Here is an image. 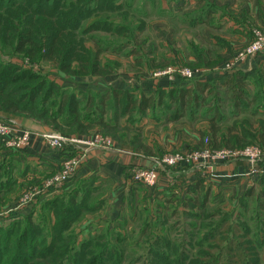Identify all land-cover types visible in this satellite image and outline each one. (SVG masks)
Listing matches in <instances>:
<instances>
[{"label":"trees","instance_id":"1","mask_svg":"<svg viewBox=\"0 0 264 264\" xmlns=\"http://www.w3.org/2000/svg\"><path fill=\"white\" fill-rule=\"evenodd\" d=\"M120 1L76 0L71 3L76 12L67 16L58 11L59 7H66L65 0H0V51L11 56L10 58L21 56L34 62L45 60L55 63L60 72L80 79L113 75L114 64L110 62L103 67L100 57L109 51L114 52L113 46H116L118 51L132 48L131 54H134L138 45L137 36L131 37L134 29L127 24L119 27L121 43L102 46L101 41L94 38V49L84 57L81 41L78 39L81 31L76 34L79 26L73 24L79 22L78 19L82 16L84 19L93 18L105 12L110 3L115 6V10H122L123 7H116V2ZM147 1L149 0H145V3H148ZM223 11L226 13L224 9ZM217 12L215 5L207 4L198 13L205 15L203 20L193 19L192 15L189 16L190 20L185 21L203 30L205 24L198 25L195 21L212 26L210 17ZM218 44L224 47L220 39ZM203 50L201 53L197 50V61L194 65L212 68L216 57L211 50L207 49L206 53ZM205 55L210 59L209 62L202 59ZM141 71L143 69L140 70V73H143ZM244 75L230 76L225 80L224 86L219 84V87L215 81H196L192 87L173 88L169 91L158 89L150 95L145 92L136 94L134 89L111 88L102 92L81 90L82 96H78L72 90L59 87L41 73L0 59V114L7 120L22 117L34 119L63 136H81L90 133L94 128L112 134L121 126L128 132H123L121 136L112 134L115 142L135 152L149 154L151 149L147 142H142L138 135L133 134L138 128L136 124L148 117H152L156 122H163L165 115L169 120L170 117H175V122L183 117H188L193 122L197 120L201 109L207 107L208 114H215L205 118L209 122L208 128L198 131L201 138L199 147L233 149L245 147L250 141L244 142L233 129L220 125L224 118L223 108L220 106L221 96L231 92L234 98L235 95L240 93V96L242 92H246L241 78ZM208 96L212 98L208 99ZM123 120H126L127 124H124ZM67 150L71 151V154L75 153L72 148ZM14 180L16 181L15 171L9 165L0 163V209L9 199ZM94 183V180L82 182L72 191L46 199L41 202L39 209L0 229V264H132L129 263L132 260L128 254L129 250L123 245L129 240L127 237L116 233L108 235L102 231L98 235L90 231L87 237H81L76 232V227L85 223L89 215L99 212L104 203L100 200L98 202V199L94 203V198L91 200V196L100 192ZM203 183L199 181L178 198L179 205L188 210L180 212L173 209L169 215L174 218L179 214H188L186 216L190 221L187 224L191 227L187 229L185 224L186 230L181 236L183 239H174V242L169 237L158 239L156 233L149 239L147 234L150 227L161 229L160 226L163 223L165 226L168 222L156 221L157 217L161 218L163 214L160 208L155 210L153 220L148 217L145 219L147 225H143L141 238L136 241L139 245L144 242L143 238H148L149 241L146 245L148 255L142 264L260 263L259 257L252 256L261 255L260 252L251 251L248 245L251 242L256 249L258 236L252 235L253 231L249 228L242 229L233 224L231 220L234 213L215 212L206 215L211 204L210 189H206ZM243 200H247V197ZM244 206L241 205L242 208ZM263 206L264 203H260L258 214L262 226L256 224L258 229L256 228L255 234L264 232ZM237 215L239 219L246 218L241 212ZM193 229L199 239L196 244Z\"/></svg>","mask_w":264,"mask_h":264},{"label":"crops","instance_id":"2","mask_svg":"<svg viewBox=\"0 0 264 264\" xmlns=\"http://www.w3.org/2000/svg\"><path fill=\"white\" fill-rule=\"evenodd\" d=\"M169 2L184 5V10L182 11L181 9V16L187 21L190 20L189 16L192 15H194L193 19L203 20L205 15L198 13L207 4L215 5L218 8V12L210 17L212 26L195 21V24L198 25L205 24L203 25L205 26L203 30H206L207 33L204 34L203 32L202 34L205 38L204 41L219 50L216 53L218 55L215 56L216 63L212 68L195 65L194 68L199 71L195 79L200 82L215 81L223 85L228 77L245 74L244 77H241L245 85L244 90L247 85L246 79L251 77L259 78L264 84V78L259 75V72L264 74V54L246 62L237 63L233 72L221 76L224 68L234 60L235 55L252 41L254 31L261 30L264 32V0H170ZM223 9L226 13H224ZM219 39L224 44V47L218 44ZM196 53L197 50H195V54L189 52V55L185 50V57L182 58L188 60L189 64H194L192 62L197 61ZM202 59L205 62L210 60L206 55ZM215 70H218V73H215ZM123 75V78L120 75H112L98 79L97 89L94 88L92 90L102 92L111 88L121 90L134 89L137 91L136 94L145 92L150 95L154 94L158 89L169 91L173 88L184 87V81H186L172 78L168 75L155 76L153 74L144 75L143 77L141 75L136 77L135 74ZM91 81L94 82L95 79ZM101 81H104V84L107 85L101 84ZM228 93L232 97L231 92ZM242 93L240 96L239 93L238 96L232 97L233 105H235L233 108L237 113H241L248 104V100H251L246 92ZM211 98V96L210 98L208 96V99ZM165 116L163 122L160 121V124L170 123L166 130L160 129L154 123V120H149L145 124L147 126L145 130L149 132L150 136V141H147V145L151 149L149 154L135 152L133 149L123 147L119 142H115V147L111 149L92 150L86 163L62 189L51 191L44 197L49 199L56 195L67 193L82 182L94 180L95 187L103 190V196L99 197V200L103 201V204H111L105 215L102 212V204L99 210L101 218L105 221L108 219L120 220V222L124 219H130L134 223L138 222L139 219L145 220L147 217L153 220L155 210L159 208L161 212L164 209L166 212H171L173 209H178L180 212L188 210L185 206L179 205L178 198L199 181H203L205 188L210 189V202L222 197L231 200V204H227L229 206L226 205L224 208L226 213L237 215L241 211L244 214L241 205H245L248 201H254L255 203V200H259L261 204L264 203V161L257 165L259 171L256 173L250 172L251 167L245 161L184 163L183 166L177 169L166 166L158 167L156 161L164 151L187 152L199 149L201 142L198 134L199 130H192L186 124L185 120L189 122L188 117H183L175 122V117H170L171 120H169ZM18 130L30 129L20 126L17 132H19ZM31 132L30 145L23 150L5 147L0 141V163L9 165L15 171V176L20 180V184L25 183L27 179L44 180L50 177L60 170L66 154H71V151L64 153L51 148L43 140L41 134L51 132H39L36 130ZM132 166L151 169H157L158 167L160 180L157 187L150 189L133 182L128 171ZM16 171H18L17 174ZM200 192L201 189H199ZM197 194L196 192L195 195ZM246 197L247 200H243ZM260 203L258 207L256 206L255 212L257 214L260 211ZM246 209L248 210V208ZM147 213L152 214L146 215ZM255 235L258 237L262 236L261 239L264 240L262 234L256 233Z\"/></svg>","mask_w":264,"mask_h":264},{"label":"rangeland","instance_id":"3","mask_svg":"<svg viewBox=\"0 0 264 264\" xmlns=\"http://www.w3.org/2000/svg\"><path fill=\"white\" fill-rule=\"evenodd\" d=\"M169 1L170 0H149L147 1L148 3H145V0H121L118 3L116 2V7H123L122 10H115V6L111 5L112 3H110L106 6L107 10H105V12L101 14H98L96 17H88L84 19V17L82 16L78 19L79 22L73 25L79 26V30L75 32L76 34L81 31V35L79 33L78 39L81 41V47L84 57H87L88 52H92V50L94 49V38H98L101 41L102 46L106 44L108 45V43H121L122 39L119 37L121 33L119 27L126 24L130 25L131 28L134 29V34L131 37H133L134 35L137 36L138 45L136 46L135 50H138L140 52L137 53L135 51L134 54H131V51H133L132 48L122 49L121 51H118L116 46H113L115 49L114 52L109 51L102 54V56L100 57V63L103 67L108 65V63L110 62L114 64L115 70L112 72L113 75H120V77L123 78V74H135L136 77H138V75H141L143 77L144 75H153L155 73L167 70H175L183 67L196 69L194 68V64H191V67L189 65V61L182 58L185 57V50L187 51V54H189V52L195 54V50H199L201 53V50L205 49L203 51L204 53H206V50L208 49L211 50L213 55H218L216 54L219 51L217 48H214L209 44H205L202 34L203 32L204 34H206V30H202L201 27L195 28L194 24H190L182 18L181 13L184 10V5H179L177 3L174 4ZM73 2H76V0H65V3L67 4L66 7H59L58 11L62 15H73L76 12V9L73 7V5H71V3ZM81 15H83V13ZM257 31L261 30L254 31L252 41L255 39ZM10 57L11 56L5 55L0 51L1 60L11 61L25 69H31L34 72L41 73L42 75L48 77L50 80L58 84L59 87L69 91L72 90L77 93L78 96H82V92H80L81 90L96 88V85H98V79H103L99 77H84L82 81V79H80L79 77H73L66 73L60 72L55 63L47 62L45 60L34 62L27 57L25 58L21 56L13 58ZM142 69L143 71L141 72L143 73H140V70ZM217 71L218 70H215V73H218ZM223 72L221 76H225L226 74L231 73ZM259 75L264 78V74L262 72H259ZM93 79H95L94 82L91 81ZM196 81L198 80H186L184 81V87H192V85ZM101 84L107 85L104 84V81H101ZM246 84L247 85L245 91L251 100H248V104L241 113H237L234 110L233 98L229 96V93L226 92L227 95L221 96L222 102L220 106L223 108L222 111L224 113V118L220 122V125L226 129H233L236 135L239 134V137H242L244 139V142L250 141L247 146H264L262 145V137L264 136V84L262 80L257 77L246 79ZM214 114V112L208 114L207 107H204L198 114L197 120L191 122L188 119L190 123L187 120L185 121L192 130L207 129L209 122L208 120H205V118H210ZM0 118L7 120L6 117L4 118V116H2L1 114ZM149 120H154V123H156V125L160 127V129L164 130H166V127H168L170 124H160V121H158V123L155 121V119H152V117L144 118L141 122L136 124L138 128H136L137 131L133 133L135 135H138V139L142 142L150 141V136L148 134L149 132H146L145 130L147 127L145 124ZM7 121H13L15 124L24 128H28L31 131L36 130L39 132H54L49 126L42 125L39 121L30 118H11ZM123 123L127 124L126 120H123ZM123 132L128 131H125V129L120 126V129L118 131L116 130V132H113L112 134H118V136H121ZM98 133L102 136L112 139L115 142L112 134H106L100 128H94L90 133L83 134L81 136L87 137ZM169 153L173 152L164 151L160 154L158 159L163 158L165 154ZM17 173L18 171H16V174ZM44 180H36V178H32L27 179V181L23 184H20V180L18 178H16V181H13L14 185L11 184L12 189L10 190H12V192L9 194V199L0 209V229L12 225L15 221L27 216L33 210L40 208V206L42 205L41 202L46 200L44 195L38 196L37 199L34 200V202L27 205H21V203L24 195L33 188L41 187V184ZM102 191L103 190H100L101 193L97 192L96 195L91 196V200L94 198V203L97 199L99 202V197L103 196ZM227 204H231V200L226 197L211 201L206 215L215 212H225L224 208ZM258 204L259 200H255V203L254 201H248L243 207L244 216H246V218L243 220L241 217L239 219V215H233L231 222L238 225L242 229L249 228V230L253 231L252 235H255V230L257 228L256 224L258 226H262L261 217L258 216V214L255 212ZM110 206L111 204H103L102 212L104 213V215L108 211V207ZM246 208H248V210ZM170 214V211L166 212L164 209L163 214L161 215L162 217H157V222H168L165 223V226L163 223L160 226L161 229L150 227L147 234L149 239L153 238L152 236L154 233H156L155 236L158 237V239L169 237V239L173 242L174 239H183L181 236H183V233L186 230L185 224L190 221V218L186 216L188 214H179L174 218H170ZM100 215L99 212H97L95 215H89L86 218L87 221L85 223H82L80 226L76 227V232L81 237L85 235L87 237L90 231L95 235H98L100 231H102V233L107 232L108 235H110L111 233L113 235H115V233L121 234L123 237H127L129 239L127 243H123L125 248H128L129 250V256L132 257V260L129 263L142 264L145 260V256L148 255L146 245L149 241L148 238H143L145 243L143 242L144 244L142 243L141 245H139V243L136 241L141 238L140 233L141 231H143V225H147V222L142 219H139L138 222H135L136 224L134 222H131L130 219H124L121 222L120 220L116 221L108 219H106L105 221L101 218ZM205 223L210 224V222L207 221H205ZM186 227L188 229L191 226H188L187 224ZM263 233L264 232L260 234L263 235ZM192 234L196 235V237H194L196 244L197 241H199L197 232H195L193 229ZM261 237L262 236H259L257 238L258 242L256 249H254L251 242H249L248 245H250L251 251L253 250L255 252L256 250V252H260L261 255L252 256H255V258L259 257V264H264V240H262ZM243 257L245 258V256Z\"/></svg>","mask_w":264,"mask_h":264},{"label":"built area","instance_id":"4","mask_svg":"<svg viewBox=\"0 0 264 264\" xmlns=\"http://www.w3.org/2000/svg\"><path fill=\"white\" fill-rule=\"evenodd\" d=\"M264 54V32L257 31L255 39L238 52L234 60L224 68L226 73L233 72L237 63L246 62L254 57ZM198 70L183 67L175 70H167L155 73V76L168 75L172 78H179L184 80H193L198 74ZM20 126L13 121H7L0 118V141L5 147L16 150L26 149L30 145L32 132L30 130H23L17 132ZM43 140L47 144L59 151L67 153L68 148L75 150L74 154H66L64 157L60 170L50 177L46 178L41 187L33 188L28 191L23 199L21 205H27L34 202L38 196H43L51 191L62 189L78 172V170L86 163L90 157V152L95 149H111L115 147V142L101 134H94L92 136H63L59 133H44L41 134ZM238 162L245 161L249 164L250 172L256 173L259 171L257 165L264 161V148L261 146H245L239 148H222L213 149L206 147L199 148L187 152H173L165 154L163 158L157 159L158 167H170L177 169L187 164H199L201 162ZM156 168H144L132 166L129 168V173L133 182L147 188L157 187L160 180V170Z\"/></svg>","mask_w":264,"mask_h":264}]
</instances>
